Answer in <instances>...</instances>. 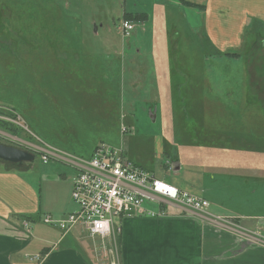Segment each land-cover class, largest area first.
Returning <instances> with one entry per match:
<instances>
[{"label":"rangeland","instance_id":"rangeland-1","mask_svg":"<svg viewBox=\"0 0 264 264\" xmlns=\"http://www.w3.org/2000/svg\"><path fill=\"white\" fill-rule=\"evenodd\" d=\"M132 12L153 14V20L146 24V33L135 22L138 27L131 38L123 39L124 14ZM0 19V108L15 106L30 130L64 149L67 159L88 160L99 144L122 148L134 164L200 197L204 196L200 181L195 173L190 175V171L200 173L204 165L200 163V119L216 136L231 137L240 131L250 138L264 137V0H0ZM138 38L147 45L155 38L157 53H172L177 58L172 68L178 72L160 112L135 106L130 99L133 89L127 84L128 70L123 107L120 101L119 85L124 79L120 59L128 58L130 52L124 45L131 40L136 43ZM146 47L142 44L140 48L146 51ZM61 54L70 59L60 60ZM75 54L81 55L82 64L86 59L104 63L107 58L112 89L90 92L86 97L84 92H64L55 74L76 64ZM41 73L45 74L44 85L39 81ZM181 81L185 84L179 86ZM103 94L109 108L85 104L96 103ZM159 95L158 91L153 93L155 98ZM153 96L148 95L150 100ZM78 101L83 105L76 104ZM5 116H0V122L5 123L1 118ZM123 123L126 133L121 132ZM4 126L0 125V131L9 132ZM18 129L20 139L36 142L30 133ZM221 141L220 148L234 145ZM0 142L11 144L1 134ZM34 155V162L19 166V170L33 165L24 175L40 186L41 174L47 170L41 156ZM169 159L179 162L180 174L164 166ZM56 164L60 173L67 172L61 187L66 210L76 211L70 192L74 168ZM10 165L0 162V169H10ZM218 186L225 187V183L216 182V190ZM259 188L246 187L241 198L232 193L235 189H226L228 193L220 197L226 200L231 196L227 204L234 209L264 216V187ZM262 225L264 235V220ZM50 226L40 221L36 224L37 231L45 232ZM85 246L93 251L95 245L90 239Z\"/></svg>","mask_w":264,"mask_h":264},{"label":"crops","instance_id":"crops-1","mask_svg":"<svg viewBox=\"0 0 264 264\" xmlns=\"http://www.w3.org/2000/svg\"><path fill=\"white\" fill-rule=\"evenodd\" d=\"M137 13L139 12L135 14ZM146 15V22H137L140 23L139 27L142 26L143 33L147 32L146 24L149 25L153 20V14ZM137 27L138 25L135 29ZM122 37L131 38V35ZM152 39L150 45L142 43L139 38L135 39L136 43L131 40L124 45L130 52L128 58L123 56L120 59L124 76L119 85L122 107L127 70L130 73L127 84L134 93L130 99H133L136 107L149 108L150 113L151 109H158L160 112L164 106L163 101H167V92L178 72L172 68L177 58L172 53H157L156 39ZM142 44L148 46L146 51L140 48ZM74 56L73 62L76 64L62 68L55 74L58 75V83L62 84L64 92L75 91L81 95L84 92L86 97L90 92L106 93L112 89L107 58L103 57L107 60L104 63L86 59L82 64L81 55ZM58 57L60 60L70 59L68 54ZM138 65H141L139 70ZM39 77L44 85L45 74L41 73ZM184 84L181 81L179 86ZM156 91L160 92L159 98L153 96ZM149 94H152L154 101L150 100ZM104 97V94L100 95L96 103L87 101L85 104L95 108H109L108 99ZM77 103L83 105L82 102ZM120 105L119 102L117 107ZM0 111H3L0 116L5 114V117L10 115L13 118L18 115L22 118L13 105L2 107ZM123 115L122 111L121 117L125 120ZM202 119L200 145L203 150L200 153V163L204 165L198 170L200 173L195 170L190 171V175L196 174L194 176L200 181V190L204 193V196L200 194V198L210 203L204 213L191 212L168 202H161L162 206L148 202L145 203L146 209L158 212L162 207L166 215H125L118 221L121 231L116 236L92 237L82 224L64 232L52 224L44 223L47 216L57 221L75 212L66 210V202L62 197L61 187L67 181V172L61 169L60 173V167L56 164L60 162L53 160L45 164L47 172L41 174L40 186L24 175L32 170L33 165L24 171L0 169V264H264V235L261 230L264 216L234 209L227 204L231 196L226 200L220 197L221 193H228L226 189H235L232 193L241 198L250 185L260 187L258 190L264 187V148L260 142L262 137L250 138L248 134L237 131L231 137L223 134L221 138L211 128L207 129L206 122ZM24 124L30 130L25 122ZM34 135L45 148L64 153V149ZM221 140L232 141L234 145L220 148L219 145L224 142ZM262 140L264 141V137ZM50 162L56 163L50 166ZM164 166L171 173L182 172L179 162L165 160ZM216 182L225 183V187L218 186L219 189L216 190ZM43 185H47L46 189H43ZM248 193L251 195L253 189ZM39 221L46 226L51 225V228H47L45 232L37 231L36 224ZM90 239L95 245L93 251L91 247L85 246ZM101 248L104 252L100 251Z\"/></svg>","mask_w":264,"mask_h":264},{"label":"built area","instance_id":"built-area-1","mask_svg":"<svg viewBox=\"0 0 264 264\" xmlns=\"http://www.w3.org/2000/svg\"><path fill=\"white\" fill-rule=\"evenodd\" d=\"M136 25L124 19L121 24L123 36L129 37ZM1 118L36 138L20 116ZM121 132H128L125 125H122ZM8 141L20 149L40 155L44 164L53 159L74 168L71 197L77 210L57 221L50 216L44 219V223L56 225L64 232L82 224L92 237L116 236L121 231L117 221L125 215H166L162 207L158 212L146 209L145 203L148 202L159 205L168 202L195 213H204L210 206L207 200L191 195L157 178L154 172L134 164L122 148L99 144L90 159L76 158L72 161L64 157L63 152L45 148L37 138L35 143L12 136Z\"/></svg>","mask_w":264,"mask_h":264},{"label":"water","instance_id":"water-1","mask_svg":"<svg viewBox=\"0 0 264 264\" xmlns=\"http://www.w3.org/2000/svg\"><path fill=\"white\" fill-rule=\"evenodd\" d=\"M36 156L29 151L0 143V161L21 166L34 162Z\"/></svg>","mask_w":264,"mask_h":264},{"label":"trees","instance_id":"trees-1","mask_svg":"<svg viewBox=\"0 0 264 264\" xmlns=\"http://www.w3.org/2000/svg\"><path fill=\"white\" fill-rule=\"evenodd\" d=\"M183 2H184V4L185 3L186 4H191V3H188V2H185V1H183ZM124 19L129 20V21H133V22H146L148 20V16L146 14H128L127 13V14L124 15ZM2 113H3V111H0V114H2ZM5 123L0 122V125H6L4 127H6L9 130V132H11L13 134H18V132H19L18 131L19 130L18 127H15L13 125H10L7 122H5ZM10 166H11V168L17 169V170H19V168H20L18 165L11 164ZM139 167L143 168L142 166H139ZM143 169L148 170V171H151V170L146 169V168H143ZM151 172H153V171H151Z\"/></svg>","mask_w":264,"mask_h":264},{"label":"flooded vegetation","instance_id":"flooded-vegetation-1","mask_svg":"<svg viewBox=\"0 0 264 264\" xmlns=\"http://www.w3.org/2000/svg\"><path fill=\"white\" fill-rule=\"evenodd\" d=\"M14 126V125H13ZM16 127V126H15ZM7 133H4V132H1L0 131V134H1V137H4L6 140H8L9 139V137L10 136H12V137H18L16 134H13V133H11V132H8V131H6ZM0 143H2V144H4V145H7V144H5V143H3V142H0ZM9 143V142H8ZM10 144V143H9ZM10 146H13V147H16V146H14V145H12V144H10ZM17 148H19V147H17ZM0 162H2V161H0ZM8 164V163H7Z\"/></svg>","mask_w":264,"mask_h":264}]
</instances>
